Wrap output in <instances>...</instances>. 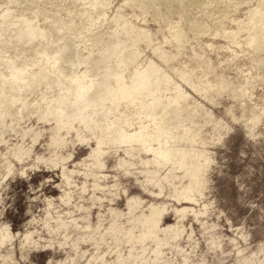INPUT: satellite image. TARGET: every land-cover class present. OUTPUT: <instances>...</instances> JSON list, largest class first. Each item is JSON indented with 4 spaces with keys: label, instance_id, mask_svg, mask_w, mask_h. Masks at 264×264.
I'll use <instances>...</instances> for the list:
<instances>
[{
    "label": "rangeland",
    "instance_id": "1",
    "mask_svg": "<svg viewBox=\"0 0 264 264\" xmlns=\"http://www.w3.org/2000/svg\"><path fill=\"white\" fill-rule=\"evenodd\" d=\"M259 2L0 0V264H264ZM119 41L155 107L95 94Z\"/></svg>",
    "mask_w": 264,
    "mask_h": 264
},
{
    "label": "bare ground",
    "instance_id": "2",
    "mask_svg": "<svg viewBox=\"0 0 264 264\" xmlns=\"http://www.w3.org/2000/svg\"><path fill=\"white\" fill-rule=\"evenodd\" d=\"M101 1H102L101 5H103L105 0H101ZM231 1H233V0H231ZM98 6H99L98 3H93L92 4V7H94V8H97ZM259 11H261V14L260 13L258 14ZM263 17H264V0H260L259 4L254 9H252L250 11V16H249V20H248V21H250L249 24H244L242 22L244 24L242 26L243 27L242 29L243 30H248L250 32L249 33L250 34L249 35V40H250V44L251 45L254 46V44L256 43V40L260 39L261 42L259 41L260 43H258V44L256 43L257 44L256 48L258 50L261 49V48H264V21H263ZM128 25H130L129 22H123L122 26L123 27L124 26L127 27ZM230 34H232V33H230ZM20 35H21V33H20ZM120 44L122 45L123 43H121V41L117 42V46L115 45L116 48H114L115 51H118V50L121 51V53H119L118 57H117L119 60H118V62H116L117 66H119L120 69L115 70L114 72H107L104 75V77L102 78V81L100 82V85H99L100 88L99 89H98V87L95 88V89H97L99 91V93H95V94H100V97H101V95L111 96L113 98L125 97V98L130 99L132 102L134 100H136L137 98H139L138 97L139 95L143 97L144 101H146V99H148V97H153L154 98V102L151 103V104H147V106H151L152 105L153 107H155L154 104L158 100H157V97L155 96V92H153V91L147 92V80L153 78V76H156L157 73L161 72L163 68H161L154 60H150L149 63H148V66L145 69L141 70V69L137 68L133 72V74L131 75V83L128 84L126 82V80H125V77H124V71L126 69H128L130 64L135 62V60L137 59V57L140 54L133 50V51H130L128 55L127 54L124 55L123 53L125 52L127 47L123 48L124 46L121 47ZM119 47H121V48H119ZM114 50L112 49V51H114ZM101 55H102V57H105L107 55V57L111 58L110 54L105 53V52L104 53L102 52ZM161 57L164 58V55L161 56ZM64 61H65L64 58H62L60 64L63 65ZM98 61H102V58H100ZM89 63H90V60L89 59H85V58L79 59L77 62L73 61L74 65L80 66V65L85 64L87 66V70L88 71L90 69ZM122 64H123V67H122ZM113 81L116 82V84H117L116 86L113 84ZM102 92H105V93H102ZM179 97L180 98H186L187 94L179 93ZM92 98H94V97H92ZM175 103H178V100H176ZM173 107H174L173 105L167 106V118L170 117V116L171 117L172 116L176 117V114H175V111H174ZM163 110H165V109L163 108ZM149 115H152L153 117H156V118L158 116H160L159 112L154 111V109L151 112H149ZM171 117L169 118L170 119V124H177V120H178L177 117H176L177 120H174V117L173 118H171ZM161 128H162V130L165 131L167 129H170V125H163ZM133 136H135V135H129V137H133ZM162 137H164L166 139V143L164 145H161L160 148H159L160 150L163 151V152L160 153L162 157H164L166 159H171L178 153L186 154L187 149L178 148V147H175L173 145V143L178 142V141L182 140L183 138L178 139L174 135L170 136V138H169V137L166 136L165 132H163V131H162V133L160 135L157 136V139L160 140V138H162Z\"/></svg>",
    "mask_w": 264,
    "mask_h": 264
}]
</instances>
